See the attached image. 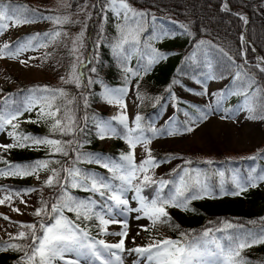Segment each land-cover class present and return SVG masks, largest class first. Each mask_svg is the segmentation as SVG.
Masks as SVG:
<instances>
[{"label":"trees","instance_id":"obj_1","mask_svg":"<svg viewBox=\"0 0 264 264\" xmlns=\"http://www.w3.org/2000/svg\"><path fill=\"white\" fill-rule=\"evenodd\" d=\"M84 0H73L72 8H80ZM132 8L138 12H144L147 15L144 18L143 29L139 33L137 40L130 41L125 45L126 51L120 56L114 50V45L120 38V30L114 26L104 27L100 20L91 18L86 28V45L79 49L77 54H73V40L67 41L65 45L57 48V58L64 70L65 78L53 77L50 79H36L27 82H19L17 86L6 88L0 99L9 97V106L11 108H22L26 102L33 96L37 98L48 95L40 91L44 86L49 89H63L68 93V98L75 99V116L84 127V131L77 132L75 139L79 141L80 147L77 151H71L68 157L59 153L52 154L50 149H40L35 151L31 146L14 147L9 149V156L2 157L11 164H31L36 161H48L53 163L48 165V169L55 168L60 170L62 166H72L75 161V167L79 168L84 174L90 177H96L98 180L115 188L116 184L121 183L119 172L113 173L109 168L103 166L104 163L121 164L123 155L120 146L124 143V138L119 140V145L115 148H108L100 145L96 128V122L106 120L109 115L106 110L99 109L95 101L99 100L100 93L105 87L128 85L135 83L138 93L141 95L139 106V115L143 117L142 127L146 130L145 135L153 137L148 131L150 126H155L157 119L164 112L165 102L171 90L174 89L175 80L183 81V76L200 78L206 80L209 76L217 79L229 75L225 84L221 87L215 98L218 108L231 109L234 105L246 99L244 93H254L260 89L257 98L264 97V72H261L256 65L257 54L262 55L264 59V14L258 9L257 4L264 0H227L228 4L236 9L244 8L249 16L247 23L244 22L241 14L225 8V0H127ZM6 3L9 0H5ZM102 5L104 0H98ZM12 7L19 8L21 12L26 10H37L38 16H45L54 12L49 6L42 5L34 0H10ZM98 8V5L95 7ZM154 18V19H153ZM37 18L35 20H39ZM122 23V20L119 22ZM186 27H181V26ZM78 27V26H77ZM62 25H51L46 28L33 29L19 34L9 44L15 47L21 42H26L30 37L39 34L37 39L33 40V46H37L41 41L48 37L45 34L51 33ZM68 30H71L69 28ZM181 33L184 41L181 43H170L165 40L161 43V53L167 56V59L151 65L148 71H139L140 65L147 64L148 60L144 55L141 57L139 52L133 54L134 47L141 48L144 43L152 42L154 38L160 36L166 37L169 33ZM243 37V39H241ZM204 41L205 43H201ZM255 49H252V48ZM85 55L88 58L84 65L78 66V73L81 75V87L74 83H65L70 79L72 65L76 63V55ZM84 61V59H83ZM80 68V69H79ZM95 69L93 72L92 69ZM131 69L125 72V69ZM144 68V67H143ZM237 71L246 73L253 80L251 89L247 87L246 80H237L235 74ZM132 72L139 73L133 75ZM94 81L87 85V81ZM83 93V97L81 96ZM221 95L223 99H221ZM224 97H228L224 101ZM84 98H87L88 105H84ZM58 104H63V98L57 100ZM182 107H187L194 113L209 111V106L200 101H193L176 94L175 95V116L181 126H186L185 118L182 114ZM39 108L37 105L36 108ZM6 106L0 104V110H5ZM29 111L23 113L19 118H26L25 125L18 124L17 132L32 137H50L54 139L70 140L74 139L72 135L60 136L52 135L50 127L41 125L38 113ZM61 112L59 115H62ZM250 114V113H249ZM257 117L264 115V112L257 106ZM87 117L85 120L84 118ZM264 120V119H263ZM35 121V122H33ZM86 125V127H85ZM117 127L119 125L117 124ZM164 128V124L161 126ZM122 129V128H121ZM123 137L122 130L120 131ZM13 143V142H12ZM151 153L156 160L172 158L174 156L180 159L161 172L155 180L161 179L169 183L163 189V195L174 192L179 184L180 176L183 175L182 169L199 170L207 184L210 185L211 196H205L202 199L192 200L188 205L189 210L171 209L168 212L170 222L155 224L156 229L169 235L172 238L179 239L180 234L188 233L190 235L202 234L204 230L211 229L212 235L217 237L220 233L224 243L229 236H243L248 231H259L264 227V183L257 182L255 187L243 183L245 191L239 195H222L220 192L222 176L224 173L226 184L236 190L235 183L229 175L232 169H238L244 182L249 176L260 175L264 173V148L255 154L240 156H212L191 153L187 150L178 148H160L152 147ZM82 154L77 161L75 158ZM99 157L102 163L90 162V157ZM211 160L209 164L207 161ZM55 161H59L56 163ZM185 161H191L186 164ZM5 167L0 163V168ZM40 169L38 171H41ZM51 172V171H50ZM64 175V173H61ZM29 176H0V187L9 191L19 193L39 187L42 194L39 197L37 208L42 207V201L49 204L57 202L61 197L63 189L58 186H48L45 181L33 183ZM159 184H153L142 189L143 196L151 200L156 195V189ZM68 194L77 201L85 203L92 202L94 211L103 214L111 205L112 201L105 196H100L98 192L85 190L84 187H71L67 185ZM69 219L75 221L81 228L86 229L90 236L95 237L101 227L98 219L93 217L90 220L83 218L77 220L76 213L67 209L63 213ZM55 215V214H53ZM42 218L34 219V224L39 225ZM46 222H53L51 216H44ZM255 222V223H252ZM226 224L233 227L227 228ZM10 236L0 235V241H8ZM18 243H29L30 241H13ZM22 252L14 250L0 251V264H21L20 257ZM241 256L248 264H264V243L247 247L241 251Z\"/></svg>","mask_w":264,"mask_h":264},{"label":"snow or ice","instance_id":"obj_2","mask_svg":"<svg viewBox=\"0 0 264 264\" xmlns=\"http://www.w3.org/2000/svg\"><path fill=\"white\" fill-rule=\"evenodd\" d=\"M101 8L105 11L111 10L117 17L121 18L122 23L117 27L120 30V38L114 45L117 55L120 56L126 51L125 45L130 41L137 40L139 33L143 29L144 18L147 15L144 12H138L126 2V0H104ZM227 8V5H225ZM37 18H45L53 21L57 25H63L69 22V16H47L43 17L37 15V10H26L21 12L19 8L12 7L10 0L8 3L5 0H0V33H3L12 26H19L22 24L32 23ZM154 19V18H153ZM247 23L246 17H241ZM186 27V26H181ZM39 34L30 37L26 42L17 44L14 48L9 43H4L0 46V57L9 56L11 58H18L22 53L28 51L33 47V40L37 39ZM48 37L49 43L54 42L61 35H66L61 31H52L45 34ZM83 32L80 36L73 40V54L79 52L80 41ZM243 39V37H241ZM201 43H205L201 41ZM46 44H40L39 47H46ZM153 55L148 59L147 64L144 66V71H148L150 66L158 59H162L163 54L153 49ZM21 63H26L21 61ZM83 60L79 55H76V63L72 65V73L70 79L65 80V83H74L77 87H81V75L78 73V66L83 65ZM256 67L264 72V67L257 64ZM94 72L95 69L93 68ZM131 69H125V72H130ZM133 75H138L137 72H132ZM212 78V77H210ZM237 80H246L248 89L252 88L253 80L246 73L237 71L235 74ZM64 80L65 78H61ZM199 83V81H197ZM94 83L91 79L87 81L85 87ZM178 83V81H176ZM40 91L48 93V95L37 98L31 97L22 108H11L9 106V97L0 99V104L6 106L5 110H0V132H7V135L13 139V143L7 145H0V150H8L14 147H27L31 145H44L50 148L52 154L59 153L64 157H68L71 151H77L80 147L79 141L75 139L77 132H83L84 127L80 126V122L75 116V99L68 98V93L63 89H49L44 86ZM260 89H256L254 93L245 92V108L250 113V119H264V115L257 117L255 115L257 106L264 112V97H259V104L257 105V98ZM127 93V88L111 89L107 86L104 90V100L109 103H115L121 107L126 108L123 101V96ZM200 95L207 94V88L198 93ZM215 95V94H214ZM83 97V93H81ZM63 98L64 103L58 104L57 100ZM221 99L223 96L221 95ZM39 105L38 118L44 120H51L50 133L52 135L67 136L72 135L74 139L62 140L50 137H32L30 135H23L17 132L19 127L16 121L24 112L32 111ZM84 105H88L87 98H84ZM211 106H209L210 108ZM62 115H59L60 113ZM187 116L188 114L185 113ZM208 118V112L201 111L198 119L202 122ZM224 118V117H222ZM85 120L87 117L84 118ZM143 117L139 114L135 117V127H129L128 118L122 111L121 114L113 116L110 120H99L96 122L97 133L101 139L107 135L118 136L121 135L113 127L111 121H119L123 125L122 133L123 138L127 140L130 146V152L122 155L123 163L113 165L110 167L109 163H104L105 168H109L113 173L119 172V179L123 182L119 188L113 189L111 185L98 180L96 177H90L84 174L79 168H76L75 161L72 166H62L60 170L55 168L48 169V165L53 161H36L31 164H11L6 160L0 158V163L5 167L0 168V176H29L38 173V170H50L51 175L48 176L45 184L48 186H58L63 189L61 197L57 202L52 203L50 206L47 202L42 201V207L35 210L34 215L41 217L42 220L37 224H21L20 230L17 235L10 236L8 241H0V251L14 250L22 252L20 257L21 264H57L58 261H63V264H123L122 257L119 253L125 251V238L127 237V220H117L112 216L105 218L104 214L94 211L92 202L85 203L84 201H77L72 198L67 192V185L71 183V187H84L85 190L98 192L100 196L107 194V199L114 202L116 206H123L124 212H137L142 213L143 217L148 218L157 223H169L170 217L167 212L168 207H178L184 210H189L188 205L192 200L202 199L205 196H211L214 193L207 185L205 180L201 179L203 175L199 170L189 169L184 167L182 169L183 175L180 176L179 184L176 186L174 192L163 195V189L169 183L163 179L157 181L149 174L151 169L158 167V162L152 156L151 149L148 148L151 138L145 135V129L142 127ZM35 122V121H33ZM189 125L194 124L195 120L188 122ZM11 126V131L8 127ZM86 127V125H85ZM148 131L155 137L162 130L154 126H150ZM183 131L192 132V126H186ZM178 130L173 128L167 132L168 135H175ZM140 144L145 148L146 158L137 165L134 161V149ZM82 154L76 156L78 161ZM90 162L102 163L99 157L91 158ZM59 163V161H55ZM163 162V161H162ZM186 164H191V161H185ZM207 163L211 164L209 160ZM64 173V175H61ZM220 176L224 173L220 172ZM234 183L236 190L231 193H226L223 185L220 187L221 194L239 195L245 191L246 188L242 186L241 182L235 177ZM264 181V174L249 176L247 183L251 187H255L257 182ZM159 184L156 189V195L151 200H148L141 195L144 187ZM130 190L135 192L133 199L138 200L139 208L129 207V201L125 198L124 194ZM27 191H32L28 189ZM13 195L19 196L20 193L9 192L4 198L0 199V204L10 201ZM23 202V201H22ZM67 209L70 212H75L77 220L83 218L90 220L93 217L98 219L100 226H107L111 223L122 224V230L112 235L121 237L119 242L107 244L104 240H94L90 233L80 227L78 223L66 217L63 213ZM19 211L18 209H14ZM108 213L112 212V208L107 209ZM55 214V215H53ZM44 216H51L54 222H46L43 220ZM137 216L136 219H141ZM5 219H8L5 217ZM255 223V222H252ZM225 227L231 228L233 225L226 224ZM27 229V231L23 230ZM102 232H106V227H101ZM13 241H30L29 243H18ZM264 243V227L259 231H248L243 236H229L225 243L215 238L212 235L211 229H206L202 234L190 235L188 233H181L179 239L163 238L154 240L146 246H138L134 249H129L130 252H135L141 257L146 258V264H248V262L241 256V251L247 247L256 244ZM103 250H106L110 258H105ZM118 250V251H114ZM77 253V258H67L68 253Z\"/></svg>","mask_w":264,"mask_h":264},{"label":"rangeland","instance_id":"obj_3","mask_svg":"<svg viewBox=\"0 0 264 264\" xmlns=\"http://www.w3.org/2000/svg\"><path fill=\"white\" fill-rule=\"evenodd\" d=\"M42 5L49 6L54 9L53 13L46 14L47 16H69V22L62 25V28H58L55 31H61L66 33V35H61L54 42L49 43L48 38L41 41L37 46H33L28 51L22 53L18 58H11L9 56L0 57V96L4 93L6 88H12L18 85L19 82H27L31 80H45L53 77H65L64 70L57 58L56 50L60 46L66 44L67 41L72 42L76 37L80 36L83 32V36L80 41L79 49L86 45V28L87 24L91 18H95L101 21L104 27L114 26L117 27L121 18L117 17L111 10H107L106 16L105 11L101 8L98 0H84L83 5L80 8H72L71 2L73 0H34ZM227 0L224 3L227 5ZM126 2L131 6L129 1ZM224 4V5H225ZM98 5V8H95ZM260 8V12L264 14V1L257 4ZM228 9V6H227ZM245 11L243 15L248 18L249 13L244 8H239ZM137 11V10H136ZM55 23L51 20L40 18L39 20H34L32 23L22 24L19 26H12L9 24V28L0 33V46L4 43H10L19 34L30 31L33 29L46 28L48 26L54 25ZM78 26V27H77ZM71 28V30H68ZM118 28V27H117ZM165 40H169L170 43H181L184 41V37L181 33H168L166 37L160 36L159 38H154L152 42L144 43L143 47H134L133 54L139 52L141 57L146 56L147 60L151 55H153V49L161 53L160 45ZM24 43V42H21ZM40 44H46V47H39ZM14 48V47H13ZM254 49V48H252ZM162 54V53H161ZM162 59H158L153 65L167 59V56L163 54ZM80 58L84 63L87 61V56L80 55ZM25 61L26 63H21ZM257 63L264 67L259 59ZM144 63L140 65V70L143 71ZM80 69V68H79ZM212 77V78H210ZM229 75L223 76L219 79L209 76L206 80H202L196 77H190L187 75L183 76L182 80H175L174 89L169 93L167 100L165 102L164 112L157 119L155 126L157 129L162 130L155 137H151L148 148L160 147V148H178L187 150L191 153L203 155L205 157L212 156H242L248 154H255L260 152L264 148V120L260 118L250 119L249 112L245 108V100L236 104L231 109L218 108L216 104V96L221 87L225 84ZM178 81V83H176ZM199 81V83L197 82ZM207 88V94L200 95ZM111 89L127 88V93L123 96L124 104L126 108L121 109V107L115 103H107L103 96V89L100 93L99 100L95 101V105L99 109L106 110L109 117L106 120H110L111 117L121 114L123 111L128 118L129 127H135V117L139 114V106L141 102V95L138 93L135 83L132 82L128 85H118L108 87ZM178 94L183 98L200 101L205 105L211 106L208 112V118L204 121L198 119L199 113H194L188 110L187 107H182V114L186 121V126H192V132H185L183 129L186 126H181L176 119L175 110V95ZM215 94V95H214ZM228 97H224V101H227ZM29 111L26 112L28 114ZM35 113L39 112V108L34 109ZM185 113L188 115L186 116ZM224 117V118H222ZM195 120L194 124L189 125V121ZM27 122L26 118H19L16 123L25 125ZM40 123L44 127H50L52 121L41 119ZM113 127L116 128L117 132L123 129V125L119 121H111ZM117 124L119 127H117ZM164 124V128L161 126ZM122 128V129H121ZM177 129L178 133L175 135H168L167 132L171 129ZM11 126L8 127V131H11ZM123 138L120 135L113 136L107 135L105 138L101 139L99 136L100 145H105L108 148H115L119 145V140ZM13 139L7 135V132H0V145H7L12 143ZM31 148L35 151L40 149H50L44 145H32ZM120 149L124 154L130 152V146L127 140L124 138V144L120 146ZM0 156H9L8 150H0ZM153 156V155H152ZM146 158L145 148L138 144L134 149V161L137 165L141 163L143 159ZM180 157L174 156L172 158L156 160L158 162V167L151 169L149 174L155 179L161 172L166 171L172 165H174ZM163 161V162H162ZM264 174V173H263ZM51 175L50 170H41L37 174L32 175L29 180L33 183H39L41 181H46L48 176ZM232 179L235 177L241 182L245 183L239 170H232L229 173ZM222 184L226 193H231L234 191L230 188L225 181V176L222 177ZM25 179V177H21ZM205 180L204 177H201ZM234 181V179H233ZM123 182L116 184L115 188H119ZM264 183V181H261ZM209 187L210 185L207 184ZM211 189V187H210ZM9 192L8 189L0 187V199L4 198ZM20 195H13L10 201H6L4 204H0V235L3 237L15 236L22 230L20 228L21 224H34L35 210L37 209V203L39 197L42 194V190L39 187H35L32 191H22L19 192ZM135 192L130 190L124 194L125 198L129 201V207L135 209L139 208V202L133 199ZM141 195L143 196L142 192ZM227 195V194H222ZM231 195V194H228ZM23 201V202H22ZM112 212L107 211L103 214L105 218L109 216L114 217L117 220H127V237L125 238V251L119 253L122 257L123 264H146V258L141 257L135 252L128 251L129 249H134L138 246H146L147 244L153 242L154 240H160L163 238H172L160 230L155 229L153 222L146 217H143L142 213L137 212H124L122 211L123 206H116L113 202ZM18 209L19 211H15ZM171 209H181L178 207H168L167 212ZM141 216V219H136L137 216ZM7 217L8 219H5ZM106 227V232L101 230L97 234L94 240H104L107 244H113L119 242L121 237L117 235H112L122 230V224L111 223ZM27 231V229H23ZM116 230V231H111ZM224 243L223 237L219 233L215 237ZM175 239V238H172ZM113 241V242H112ZM98 247L104 252L105 258H110L106 250H103L102 246ZM118 251V250H114ZM78 254L68 253L67 258H77ZM57 264H63V261H58ZM84 264V261H81ZM94 264H99V262H94Z\"/></svg>","mask_w":264,"mask_h":264},{"label":"water","instance_id":"obj_4","mask_svg":"<svg viewBox=\"0 0 264 264\" xmlns=\"http://www.w3.org/2000/svg\"><path fill=\"white\" fill-rule=\"evenodd\" d=\"M227 5H228V10L233 11V12H235V13H237V14H245V13H246V12L243 11L242 9H236V8L231 7V6L228 4V2H227ZM261 59L263 60L262 57H261Z\"/></svg>","mask_w":264,"mask_h":264},{"label":"bare ground","instance_id":"obj_5","mask_svg":"<svg viewBox=\"0 0 264 264\" xmlns=\"http://www.w3.org/2000/svg\"><path fill=\"white\" fill-rule=\"evenodd\" d=\"M255 1H256V0H255ZM226 2H227V1H226ZM225 5H226V4H225ZM258 53H259V52H258ZM143 70H144V69H143ZM111 231L113 232V231H116V230H111ZM112 242H113V241H112Z\"/></svg>","mask_w":264,"mask_h":264}]
</instances>
